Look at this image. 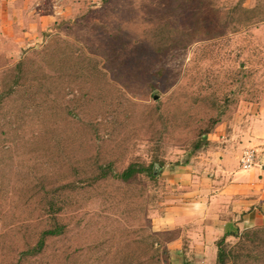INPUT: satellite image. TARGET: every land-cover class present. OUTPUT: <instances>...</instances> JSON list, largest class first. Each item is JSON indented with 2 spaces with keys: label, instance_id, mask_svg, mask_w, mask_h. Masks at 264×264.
<instances>
[{
  "label": "rangeland",
  "instance_id": "1",
  "mask_svg": "<svg viewBox=\"0 0 264 264\" xmlns=\"http://www.w3.org/2000/svg\"><path fill=\"white\" fill-rule=\"evenodd\" d=\"M221 144L264 148V0H0V264H192L156 218Z\"/></svg>",
  "mask_w": 264,
  "mask_h": 264
},
{
  "label": "crops",
  "instance_id": "2",
  "mask_svg": "<svg viewBox=\"0 0 264 264\" xmlns=\"http://www.w3.org/2000/svg\"><path fill=\"white\" fill-rule=\"evenodd\" d=\"M258 150L248 170L239 168L243 150L221 144L205 169L192 163V181L191 173L177 172L179 198L156 218V224L158 230L179 232L188 240L192 253L187 260L180 248L174 251L183 263L213 260L215 243L223 235L264 225V148Z\"/></svg>",
  "mask_w": 264,
  "mask_h": 264
},
{
  "label": "trees",
  "instance_id": "3",
  "mask_svg": "<svg viewBox=\"0 0 264 264\" xmlns=\"http://www.w3.org/2000/svg\"><path fill=\"white\" fill-rule=\"evenodd\" d=\"M201 142H202V145H206L205 141L201 140ZM199 146H200L199 144H195V149L199 148ZM155 165H158L159 167L162 165V163L152 161L148 164V166L144 168L143 171L137 168V165L131 164V165H128L126 168H124L120 173H113V172L106 173L103 167L99 169L98 178H105L107 174H109L113 178L126 183L129 180L133 179L136 174H138L139 172H142V173H145L146 176H148L150 179H154L156 175L154 171ZM49 207L51 209L52 205H49ZM50 211H53V209H51ZM61 232H62V226L58 225L57 223H54L50 229H46L41 232L35 245L32 248L28 249L26 252H24V255L32 256V255L39 254L43 250L45 239L49 237L58 236L61 234ZM228 237L236 238L237 243L235 247L238 250H243V247L245 246L246 243H252L260 238L261 240H264V225L254 227L251 229H247V230H244L234 235H223L215 243V246H216V254H215L216 263L215 264H224V260L226 258L227 252H225L223 245H224L225 240ZM229 252L230 253L228 254H232V251L229 250Z\"/></svg>",
  "mask_w": 264,
  "mask_h": 264
},
{
  "label": "built area",
  "instance_id": "4",
  "mask_svg": "<svg viewBox=\"0 0 264 264\" xmlns=\"http://www.w3.org/2000/svg\"><path fill=\"white\" fill-rule=\"evenodd\" d=\"M254 150L243 151L239 159V168L241 170H248L254 166Z\"/></svg>",
  "mask_w": 264,
  "mask_h": 264
}]
</instances>
